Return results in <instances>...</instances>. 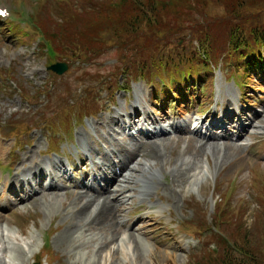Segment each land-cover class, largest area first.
<instances>
[{"label":"rangeland","instance_id":"rangeland-1","mask_svg":"<svg viewBox=\"0 0 264 264\" xmlns=\"http://www.w3.org/2000/svg\"><path fill=\"white\" fill-rule=\"evenodd\" d=\"M16 1L23 2L25 12L31 11L28 15L32 14L40 27L42 24L44 28L51 26L58 32V35L54 34L53 41L60 37L66 40L70 47L73 46L70 45L69 35L60 32H68L80 44H83L84 40L90 42L89 34L93 31H86L96 25L92 15H106V18L109 17L112 21L115 15V24H120L126 19L131 22L127 24L128 27L137 22V18L131 19V8L127 14L122 10L109 9L108 6L103 7L107 12L100 10L99 4L103 2L108 5L109 1L114 0H39V7L38 0H0V7H5L10 13L6 20L13 25L17 35H10L9 30L5 28L8 27L6 20L0 22V166H5L12 160V156L16 155V158H19L16 171L26 170L28 164H22L23 156L32 151L36 160L46 163L47 159L56 161L57 155L49 152L51 146L56 144V151L65 165L68 160L77 163L78 170L75 175L80 182L85 172H88L90 164L84 169L78 168L81 162L77 154L78 151L82 154V150L77 151L75 147L86 150V155H89L92 147L106 153L107 159L104 161L103 158L104 163H100L99 167L107 168V160L111 161V157L122 148L115 150V146L132 142L126 135L135 133L140 141H146L139 135V130L144 131V127L135 117L131 131L128 132L125 128L121 131V127L128 121L127 116L130 117L133 110L138 113L146 112V115L149 113L151 117L156 118L167 116L168 121L161 126L164 134L158 136L155 141L159 146L162 163L153 167L151 173L146 171L140 174L129 170L121 172V176L130 173L133 178V183H130V188L125 192L124 198H127V202L124 207L120 204V220L126 222V226L131 224V231L129 228H122L111 240L108 231L97 233L94 230L74 229L77 232L74 246L58 244L57 238L71 221L65 215L66 209L76 196V191H73L71 185L73 183H63L64 189L57 191L61 202L55 200L50 205L52 197L46 194L44 198L37 199V203L25 201L23 204L12 206L10 202V206L4 208L0 214V229H4L7 238L3 239V243L0 242V264H33L38 259H41V264H96L99 262L96 252L100 249L101 264H107L108 250L113 244H122L118 240L128 232H134L145 250L143 264H189L190 259L202 256V260L208 262V255L211 256L212 251H219L213 246L217 245L216 237L206 230L201 231L202 237L195 239L193 237L198 233L190 224L197 222L203 225L207 222L211 226L214 218L223 214L218 218L225 220L224 224H217L219 232L225 234L236 248L244 247L235 238L238 236L237 232L242 236L245 233L243 230L246 231L245 244L249 245L250 239L260 240L261 247L259 243L254 242L257 245L254 253L247 250L242 252L251 253L253 259L256 258L249 264H264V260L259 261L257 258L258 254L264 255V221H261L264 220V125L262 128H249L246 136H241L234 142L233 137L237 136V130L229 127V132L232 131V143L243 146L237 152L234 146L226 145L230 147L227 149L223 144L222 148V140H219L217 147L214 146V141H211L210 144L214 148L209 145L211 147L200 149L203 140L200 139V144L196 147L197 138L193 140L194 134L185 133L178 137L179 133L174 132L176 127L188 130V120H203L206 124L207 120L221 118L226 111H232L234 115L244 108H250L254 113H264V77H251L249 73L237 74L238 66L243 62L239 52L250 55L245 45L251 46L253 42L248 34L252 29L258 32L264 30V0H140L145 2L140 15L142 19L148 13L149 17L154 13L160 14L159 7H166L167 10L163 11L166 16L162 17L165 25L162 32L157 33L155 37H150L146 34L147 31L143 33L141 30L130 33V44L122 51L120 45L124 42L119 38V31L106 33L102 27H96L107 41L88 45L87 47L93 50L90 49L84 59L77 53L63 51L67 57L61 59L70 65H67V70L62 75L53 72L50 74L46 70L48 64H53L58 58L52 55L46 59L44 53L39 50L40 45L36 39L26 35V25L23 29L11 20L12 3ZM19 9L21 12V4ZM62 14L68 16V20H56ZM230 28L243 38V44L239 43L241 50H232L228 34ZM153 46H156L158 51L160 65L174 73L172 81L179 77L181 79V72L185 77L192 76L191 84L188 83L183 88L188 90L187 95H190L192 102L196 100L195 96H199L202 101L200 105H197V100L194 107H188V100L184 98L182 101L187 107L183 113H179L173 102L160 103L158 97H155V86L168 82L169 78L165 72L152 76L150 67L141 74L134 70L128 72V77H148L153 86L141 82L127 84L125 74L118 71V67L124 62L123 58L134 60L130 66L144 60L148 67L155 56ZM133 49L137 52V57L132 54ZM179 62H184V65L175 68L174 64ZM261 65L264 66V62ZM197 75L200 79L195 87ZM261 84L263 87H260ZM115 86L124 91L116 92ZM171 88L177 90L176 85ZM20 89L21 94L31 96V102L35 105L23 100L18 91ZM199 89H203L202 95ZM204 103L209 105L205 113L197 112L201 109L198 107ZM167 105L171 109L166 114L164 106ZM82 109L83 111L79 112ZM51 118L57 123L64 122L67 129V132H62L54 127L55 131L61 133L60 136L58 134L59 143H49L52 137H57L47 132L46 125H56L51 123ZM163 118L165 121L166 117ZM20 126L24 127L19 131L16 127ZM146 126L149 133L158 132L154 129L157 126ZM7 131H11L8 134L10 136H7L9 139L3 138ZM200 131L197 132L199 138L207 137L210 132H204L203 128ZM226 136L229 137L227 134ZM14 142L20 143L17 150L13 147ZM125 148L132 150L134 147ZM94 158L97 161L98 154H94ZM154 164L152 162V165ZM175 166L177 169L187 168L188 174L174 184ZM144 168L146 167L142 168L143 172ZM145 174L148 176L144 177ZM0 176H3V179L6 177L5 174ZM100 182L105 186L104 181ZM113 185L116 186V183ZM118 185V188L123 187L122 183ZM146 190H150L151 195H146ZM14 193L17 195L18 192ZM4 202L5 197L1 196L0 204H5ZM240 216L244 222L243 226H240ZM141 220L144 222L141 223ZM47 237L50 243L44 246L43 241ZM123 241L127 253L130 246L125 243L127 240ZM108 242L110 243L106 245ZM44 249L51 254L45 256L42 252ZM20 250L22 256L19 254Z\"/></svg>","mask_w":264,"mask_h":264},{"label":"bare ground","instance_id":"bare-ground-1","mask_svg":"<svg viewBox=\"0 0 264 264\" xmlns=\"http://www.w3.org/2000/svg\"><path fill=\"white\" fill-rule=\"evenodd\" d=\"M247 112L249 114H247ZM145 113L146 112H144L143 114L144 116L143 120L145 121L147 120L151 121L153 124H157V123L159 124L160 122L164 121V118H162L161 120H154L150 118L148 115H146ZM134 115H140V113H138V111L136 110H133L132 115L130 117H133ZM225 116H226V120L231 121L233 114L227 113ZM236 117L237 119L235 123L239 126L237 130L239 131L238 135L240 137L246 136L248 134L247 130L249 128H252V127L262 128V126L264 125L262 124L264 123V113L262 114L254 113L250 110V108L248 109L244 108L241 112L237 113ZM217 123L218 122L216 121H212L209 123V126L219 127L220 129H225V124L221 123V126H219L220 124H217ZM255 124H258V125L255 126ZM180 133L182 134H179L178 137L180 135H183V132H180ZM185 133L186 132H184V134ZM193 138H194L193 140H195L197 136ZM219 138L220 139L222 138L221 135H216V134L211 133L206 139L205 138L201 139L203 140V143L200 146V149L201 148L203 149L204 147L206 148L211 147L209 146V145H212L210 144L211 141H214L213 144L215 147H217V144H219L218 142ZM225 138L227 137L224 136V138L222 139H225ZM146 140H147L146 142H142V141L131 142L128 144H120V145L118 144L115 146V150L118 147H122V148H120V151H118V153H116L115 156L113 155L115 158L114 161L107 160V162L109 163L107 165V170L110 168L109 170L110 178L113 183H116V186L114 187V189H112V191L110 190V188L107 187L99 191H95V188H89L85 191L77 192L76 190L78 189H81V190L84 189L85 185H83V183L75 187L76 196L69 203V206L66 209V214H65L68 218H70L71 221L69 222L70 224H68L65 227V230L62 231V233L57 238L58 244H62L68 247L72 245L74 246L76 244L75 239H77V236H76L77 232H75L74 229L84 230V231L94 230L97 233H104L108 231L111 240H113V238L116 237V235L122 228H123L122 230H128L129 228L130 229L129 231H131V226H130L131 224L129 226H126V222H124L123 220L122 221L120 220L121 219L120 212L122 210L120 204L123 205V207L125 206L127 202L126 200L127 198L126 199L124 198L126 196L125 192L128 188H130L131 186L130 183H133V178H132V175H130V173L127 175L118 177L116 174L112 173V169L114 168V166L117 165L122 171L129 170L130 172H139L140 174H144L146 173V171H149L151 173L155 167H158V163L159 164L162 163L161 162L162 160H160L162 159V157H161V154L159 153L160 150L158 151L159 146L157 145V142H155L156 141L155 136L150 135V137H148L146 135ZM199 140L200 139L197 138V142L195 141L197 144L196 147H198L200 144L198 142ZM113 143H110V144L112 145ZM223 144L225 145L224 147L227 149H229L230 147L226 145H229L231 147L234 146V148L237 149V150L234 149L236 152L238 150L240 151V149L243 147V146H239L235 143L230 142L229 139H226L225 141L221 143L222 148H223ZM129 146H133L134 148L132 150L125 148ZM214 146L212 145V148H214ZM36 148H38V146ZM0 154H1V151H0ZM101 155L102 156L100 158L101 160L100 162H95L94 160H90L91 163L93 165H96L97 169L99 170H101V168L99 167L100 163L103 164L104 161H106L107 159L106 153H103ZM234 155L236 154L234 153ZM103 158H105L104 161H103ZM224 158H225V155H223V159ZM85 160L88 161V159H85ZM152 162L155 164L152 165ZM142 163L145 164L144 165L146 167V169L144 168L145 172H143L142 170V168L144 167ZM22 164H28V168L26 170L23 169L22 171L20 170L16 171L15 175L12 177L11 181L8 183V186H9L8 192L10 194H15L14 192L21 193L24 191V188L26 187V185H28L29 196L27 200L30 199V201L34 203L36 202L37 199L44 198V196H46L47 194L49 197H52L50 198V205L55 200L61 202L57 194V191L62 190V188L58 187L55 184V181L60 177L57 171H59V169L63 167L61 162L56 163V167L53 164H50L49 165L50 168L47 169L48 166L46 162L42 160H36V158L34 157V152L32 151L30 153L24 154ZM173 169H174V174H175V177L173 179L174 184L178 183L181 179L183 180V177H185L188 174L187 168L185 167L183 168L180 167L179 169H177L175 166ZM32 171H35V172H32ZM146 175L148 176V174H145L144 177H146ZM98 177L101 179H105L106 174L102 172L101 174L98 175ZM93 179L95 180V177ZM45 180H49V183L46 185V187H44L42 184ZM14 182L17 183L16 188L13 185ZM119 183H122L123 187L118 188L120 187V185H118ZM110 187H112V185ZM149 192L150 190L146 192V195H151V192L150 194ZM124 199H125L124 204H122V200ZM21 202H23L22 199H20V203ZM117 216H119L118 219H117ZM142 222L144 221L141 220V223ZM128 233H126L127 237H124L122 239L120 238V240H118L119 242H122V244L120 245L113 244L112 245L113 247L110 250H108L107 260H106L107 264L108 263L109 264L111 263H114V264H143V257H144L145 250L144 248H142L137 236L133 234L134 232H128ZM4 238H7V236H5L4 232L0 229V242L2 241L3 243ZM123 240L125 241L127 240L125 243H127V245L130 246V249L127 253L123 247V244H124ZM109 243L110 242H108L106 245H108ZM101 252H102V249L96 252V254L99 255V262H97L96 264H101V260H102V259L100 260V258L102 257ZM19 254L20 256H22L21 250ZM91 264H95V263H91Z\"/></svg>","mask_w":264,"mask_h":264},{"label":"trees","instance_id":"trees-1","mask_svg":"<svg viewBox=\"0 0 264 264\" xmlns=\"http://www.w3.org/2000/svg\"><path fill=\"white\" fill-rule=\"evenodd\" d=\"M119 1V3H118ZM148 2V0H146ZM152 1V0H150ZM139 2V3H138ZM145 3V2H144ZM144 3L140 2V0H114V1H109L108 7H110L109 9H114V10H122L125 12V14H127V12L129 11V9L131 8L133 10L132 13V20H135L137 18V22L136 24L132 25L131 27H128L127 24H131L130 21H126L123 20V22H121L120 24H115V19L116 16L113 15V21L108 17L106 18V15H99V16H95L92 15V18L95 19V24L96 25H92V27L86 31V33L91 32L92 34H89V40L90 42H88V40H84L83 44L78 43L77 41H75L69 34H65V35H69L68 38L70 39V43L75 41V43L77 44V46H75V51L77 53V55H80L83 59L85 58L86 55L89 54V50L92 48H88L87 46L90 45L91 43H96V45L101 44L103 42H106L107 39H104L100 34L101 31L97 30L96 27H102L104 32L106 33H111L112 31L116 32L119 31V33L121 34V36L119 35V38L124 42V44L120 45L122 48V51H124L125 46L129 45V34L130 33H137L138 31H142L143 33L146 32V34L150 37H155L157 33H160L163 31L165 25L162 22V17L165 18L166 14L164 15L163 11L165 12L167 9L165 6H160L159 7V13L157 14H153L151 15V17H149V14L144 17L143 19L140 18L141 12L143 11V6ZM177 6V4H175ZM155 8V7H154ZM156 9V8H155ZM157 10V9H156ZM155 10V11H156ZM103 12H107L108 10H106L105 8H102ZM124 14V15H125ZM123 15V16H124ZM144 24L146 26H144ZM49 27V26H48ZM127 27V29H125ZM264 30L262 31H256L255 29H252L251 32L248 34L249 39L252 40L253 44L252 47H249V45H245L247 47V51H255L257 52L259 49H261V47L264 48ZM48 32L50 33V37H54V34L58 35L56 30H48ZM57 32V33H56ZM236 32H234V29L230 28L229 30V35H230V46L232 48L233 51H238L241 50V46H239V43L243 44V38H240V35L235 34ZM145 34V35H146ZM60 38V37H59ZM61 39V38H60ZM64 41L66 44H68V42L66 40H62ZM62 48V46H61ZM60 49V48H59ZM143 49L140 48V51ZM133 55L136 56V51L133 49ZM153 53L155 54V56L152 57L153 62H151L148 67H146L145 61H139L140 63L135 64L134 66H130V64L133 63L134 60H129L128 58H123L121 56V59L123 58V64L120 65L118 67V71H121L122 73H124L125 75H128V72H132L133 70L136 71V73H144L146 71L147 68H151V73H160L163 70V66H161V62L159 61L160 58L157 56V49L156 46H153ZM207 53V52H206ZM121 55H123V52L121 53ZM246 54L239 52V57H241V60H244L246 56H244ZM244 56V57H243ZM137 57V56H136ZM184 62H179L174 64L175 67H178L180 65H184ZM254 60L252 59L248 65L243 64L241 67L239 66L238 71L241 70H245L247 69V67L250 66V64H253ZM174 67V66H172ZM245 73V72H244ZM243 73V74H244ZM224 215V214H223ZM222 215V216H223ZM222 216H217L214 219V224L217 225V223H221L220 225L225 223V220H218V218L222 217ZM264 221V220H261ZM244 222L242 221V217L240 216V226H243ZM203 227H205L208 231H209V227L207 225H204ZM216 227V226H215ZM226 227V226H225ZM245 233L241 236V234H239L237 232L238 236H235L236 240L238 243L244 245L243 249L242 248H236L235 247V251L230 249L228 247V245L217 235L216 236V240H217V245L214 244V247H216L215 249L219 250V251H212L211 256L208 255V262H205L206 260H202L204 256L199 257V258H193L190 260L189 264H249L252 261H254L255 259L254 256L251 253H244L242 252L247 250V252H252L254 253V249L256 248L255 246H257L256 244H254V242L259 243L260 240L258 239H250V244H245L244 243V239H245V235H246V231L243 230ZM243 233V232H242ZM241 236V237H240ZM264 238V236H263ZM262 238V239H263ZM261 239V240H262ZM260 244V243H259ZM245 245L247 247H245ZM261 247V244L259 245ZM264 247V245L262 246V248ZM258 260L262 261L264 260V255H260L258 254Z\"/></svg>","mask_w":264,"mask_h":264},{"label":"water","instance_id":"water-1","mask_svg":"<svg viewBox=\"0 0 264 264\" xmlns=\"http://www.w3.org/2000/svg\"><path fill=\"white\" fill-rule=\"evenodd\" d=\"M53 71L61 74L64 70H65V67L64 66H57V67H52L51 68Z\"/></svg>","mask_w":264,"mask_h":264}]
</instances>
